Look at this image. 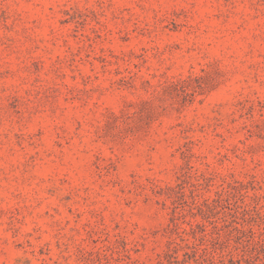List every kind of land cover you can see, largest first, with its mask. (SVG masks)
Listing matches in <instances>:
<instances>
[{
    "label": "rangeland",
    "instance_id": "obj_1",
    "mask_svg": "<svg viewBox=\"0 0 264 264\" xmlns=\"http://www.w3.org/2000/svg\"><path fill=\"white\" fill-rule=\"evenodd\" d=\"M0 264H264V0H0Z\"/></svg>",
    "mask_w": 264,
    "mask_h": 264
}]
</instances>
